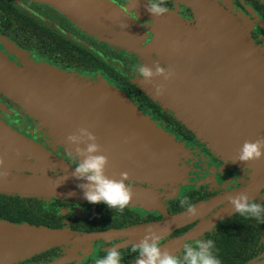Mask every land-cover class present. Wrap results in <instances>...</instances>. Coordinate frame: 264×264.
<instances>
[{
	"label": "flooded vegetation",
	"instance_id": "1",
	"mask_svg": "<svg viewBox=\"0 0 264 264\" xmlns=\"http://www.w3.org/2000/svg\"><path fill=\"white\" fill-rule=\"evenodd\" d=\"M110 1L131 13L145 14L148 23L154 21L146 8L148 0ZM210 1L237 21L264 59V0ZM165 6L168 9L166 15L174 17L190 30L201 31V22L190 2L166 0ZM190 38L198 46L190 47L192 50L187 55L181 54V58L177 49L173 58L180 67L174 70L175 74L182 72L181 67L186 64L189 67L192 79L190 98L194 101L202 94L219 95L213 106L222 113L223 121L234 123L245 120V123L255 126L256 140L259 137L264 139V83L258 84L257 79L255 83L246 80L247 83L243 84L242 78H239L243 72L241 66L227 61L224 58L226 54L214 46V40L225 38ZM66 40L81 44L91 53H83L80 48L68 55L67 51L73 48ZM181 40L188 45L191 43L184 37ZM0 53L18 66L24 65L21 53L29 54L31 58L67 76L96 82L106 79L110 84L126 90L130 99L149 115L157 128L168 134L180 155L178 171L168 180L130 177L126 183L140 188L147 195H134L123 212L112 210L104 203H89L87 199L0 191L1 197L39 201L42 204L39 209H33L29 204L32 210L24 213L27 218L22 215L23 218L14 220L0 215V219L79 234L74 241L39 249L10 264H54L58 261L61 264H95V259L105 257L106 250L112 247L119 249L121 264H137L139 254L131 249L146 235L139 228L165 222L171 216L188 211L186 206L180 205L184 196L199 212L188 221L160 233L162 250L182 255L185 244L211 239L215 245L213 255L221 264L264 263V219L245 218L235 212L234 206L227 201L229 196L245 192L251 202L264 205V162L259 164L260 160H264L263 156L255 161L230 162L238 155L240 144H235L236 148L226 142L216 146L208 136L185 123L176 111L148 95L136 82L140 78L138 66L144 64L139 54L98 39L58 8L41 0H0ZM203 85H206L205 89ZM193 101H190V107ZM0 120L28 141L46 149L50 155L76 168L78 161H74L66 147L48 133L41 120L27 113L1 91ZM0 148L16 153L19 150L22 162L26 163L17 165L19 169L0 166L1 171L61 174L49 166L45 167L46 164L12 142L0 138Z\"/></svg>",
	"mask_w": 264,
	"mask_h": 264
},
{
	"label": "water",
	"instance_id": "2",
	"mask_svg": "<svg viewBox=\"0 0 264 264\" xmlns=\"http://www.w3.org/2000/svg\"><path fill=\"white\" fill-rule=\"evenodd\" d=\"M41 1L55 6L98 39L140 54L147 62L154 59V53L159 55L164 49H171L172 52L177 44H187L181 42V37L225 38L214 40V46L226 54L224 58L227 61L237 62L241 66L243 72L239 78H242L243 84L247 83L246 80H249L248 83H255L257 79L258 84L264 83V59L245 33L234 26L233 17L210 0H187L194 6L201 22L200 32L188 29L172 16L165 17L170 20L169 25H164V21L160 20V32L170 37L172 47L159 42L162 37L155 34L158 19L147 23L138 14L131 13L110 0ZM124 24L127 27H121ZM147 66L155 69L154 64ZM136 82L148 95L176 111L185 123L195 127L205 137L208 136L218 147L226 142L234 144L235 148V144H240L241 148L246 140H256V128L253 124H247L245 120L234 123L223 121L222 113L213 106V101L219 95L202 94L201 98L193 101L190 98L191 84L188 76L181 72L174 73L168 80L158 76L152 83ZM155 84L164 85V95H155ZM205 88L206 85H203V89ZM0 91L15 100L27 113L43 121L52 136L70 153H74V146L68 143L67 136L80 127L92 131L103 147V154L108 156L106 175L110 178L120 179V173L128 171L130 177L139 179H168L178 171L180 155L171 144L168 134L157 128L153 120L141 112L125 91L118 90L109 81L94 82L67 76L51 69L44 62L31 58L29 54L24 57V65L18 66L0 53ZM190 101L194 102L192 107ZM0 138L27 151L28 155L46 164L45 167L49 166L61 173L52 175L42 170L34 174L9 172L7 178L0 177V191L86 199L83 190L78 187L86 181L71 175L75 167L50 155L46 149L28 141L1 120ZM0 157L4 159L3 166L18 168L20 164H26L22 162L20 154L6 148H0ZM263 162L264 160H260L259 164L263 165ZM131 188L137 196L147 195L138 187ZM192 217L185 211L169 217L165 222L150 226L160 234ZM150 226L139 229L146 232ZM78 236L79 234L69 230L33 227L26 222L0 219V264H10L39 249L74 241ZM54 264H61V261Z\"/></svg>",
	"mask_w": 264,
	"mask_h": 264
},
{
	"label": "clouds",
	"instance_id": "3",
	"mask_svg": "<svg viewBox=\"0 0 264 264\" xmlns=\"http://www.w3.org/2000/svg\"><path fill=\"white\" fill-rule=\"evenodd\" d=\"M166 0H148L147 11L153 16H161L168 9L165 6ZM121 27H127L126 24ZM138 75L143 78L145 83H152L155 77L162 76L165 80L170 79L174 72L170 68L162 67L156 61L155 69L141 64L138 66ZM165 87L163 84H155L154 92L157 96L164 95ZM69 144L74 146V153L71 151V158L76 168L72 176L85 183H80L79 188L83 190L84 197L89 203H104L110 209L123 212L133 200L135 195L133 189L126 181H129L130 173L123 171L120 179L110 178L106 175L109 164L108 156L103 154V147L98 143L97 136L86 127H80L76 132L67 136ZM83 145V146H82ZM19 155V150H17ZM264 156V139L255 141H245L238 151V155L230 162L235 163L255 161ZM4 165L3 157H0V166ZM7 170L0 171V177L7 178ZM228 203L234 206L235 212L245 218H255L257 221L264 219V205L251 202L245 192L236 196H229ZM180 205L187 207L188 214L195 216L198 212L197 207L188 203V197L180 199ZM146 235L141 242L132 247V252L139 254L137 264H221L220 260L213 255L214 242L196 240L193 244L183 246L182 255H173L169 250L161 249L160 234L151 226L146 230ZM107 254L103 258L95 259V264H121V253L119 249L112 247L106 250Z\"/></svg>",
	"mask_w": 264,
	"mask_h": 264
},
{
	"label": "rangeland",
	"instance_id": "4",
	"mask_svg": "<svg viewBox=\"0 0 264 264\" xmlns=\"http://www.w3.org/2000/svg\"><path fill=\"white\" fill-rule=\"evenodd\" d=\"M149 14V16H151L152 17V19L153 20H157L158 19V21L156 22V26H155V34L157 35V36H160V37H162L161 38V40L159 41V42H161V43H166V44H168V47H172V45H173V41H171L170 40V37H167V35L164 33V32H160V30L162 29V27H159L160 26V20H163L164 21V25H169L171 22H170V20H168V19H166L165 17H166V14H163V15H161V16H153L151 13H148ZM138 15L143 19V20H145L147 23H148V20H147V18H146V15L145 14H142L141 12H138ZM68 17V16H67ZM69 18V17H68ZM70 20H72L71 18H69ZM233 24H234V26L237 28V29H239L241 32H243V29L238 25V23H237V21L233 18ZM244 33V32H243ZM182 34H183V32H182ZM176 38H178V37H176ZM189 42H191L190 41V36H187V37H185ZM178 45V44H177ZM175 46V48H174V51L176 52V50L177 49H179V57L181 58V54H188V52H190L192 49L190 48V47H193V43L191 42L190 43V45H187V44H184V45H179V46ZM195 45H197L196 43H195ZM96 47L97 48H99V49H101L102 50V47H99V45H96ZM185 50H186V52H185ZM104 51V50H103ZM174 51L172 50V52H171V49H164V50H162V51H160V53H159V55H157V53H154V59L153 60H151L150 59V61H146L143 57H141V55H140V57L142 58V59H144V64L147 66V64H154L155 65V62L156 61H158L160 64H161V66L162 67H164L163 66V63H165L166 65H165V68H170L171 70H178L180 67H178L175 63H174ZM25 55H27V54H24V53H21V56L22 57H25ZM173 56V57H172ZM171 58H172V60H171ZM182 68V74L183 75H187L188 76V81L191 83L192 82V79H191V74H190V71H189V67H188V65L186 64L185 65V67H181ZM82 78V77H81ZM84 79H86V78H84ZM89 80H91V79H89ZM101 80H106V79H101ZM100 80V81H101ZM91 81H94V80H91ZM107 81V80H106ZM140 84L142 83V84H145V81L143 80V78H138V80H137ZM94 82H96V81H94ZM97 82H99V81H97ZM111 85H112V83H111ZM112 86H115V85H112ZM116 87H117V89L118 90H121V91H124V90H122V89H120L117 85H116ZM125 92H126V90H125ZM6 95V94H5ZM133 101V100H132ZM140 109V108H139ZM141 110V109H140ZM141 112L142 113H144L142 110H141ZM145 114V113H144ZM145 115H147V114H145ZM148 117H149V115H147ZM150 119V118H149ZM40 123L42 124V125H44L48 130H49V132L48 133H50V135H52L51 134V132H50V129H49V127H47L46 125H45V123L43 122V121H40ZM70 153V152H69ZM19 169V168H18ZM24 169V168H23ZM26 169V168H25ZM37 172V171H36ZM175 175V174H174ZM174 175H172V176H174ZM134 179H137V178H134ZM168 180V179H167Z\"/></svg>",
	"mask_w": 264,
	"mask_h": 264
},
{
	"label": "trees",
	"instance_id": "5",
	"mask_svg": "<svg viewBox=\"0 0 264 264\" xmlns=\"http://www.w3.org/2000/svg\"><path fill=\"white\" fill-rule=\"evenodd\" d=\"M66 43L72 46L73 49L68 50V55L72 54L71 52H77L82 48L83 53H91L86 48H83L81 44L75 43L73 40L68 41L66 40ZM29 204L32 205L33 209H39L41 207V203L39 201H28L18 198H6L0 196V215L9 216L11 219H21L28 211H31V207H29ZM25 213V214H24ZM23 215V216H22ZM26 217V216H25ZM27 218V217H26Z\"/></svg>",
	"mask_w": 264,
	"mask_h": 264
}]
</instances>
